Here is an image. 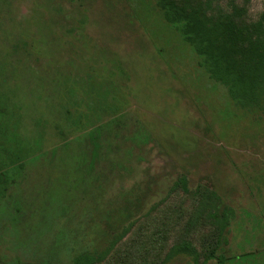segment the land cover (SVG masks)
I'll list each match as a JSON object with an SVG mask.
<instances>
[{
	"label": "rangeland",
	"instance_id": "rangeland-1",
	"mask_svg": "<svg viewBox=\"0 0 264 264\" xmlns=\"http://www.w3.org/2000/svg\"><path fill=\"white\" fill-rule=\"evenodd\" d=\"M158 14L154 0H0V264H217L226 209L217 251L264 264V115ZM182 242L196 262H164Z\"/></svg>",
	"mask_w": 264,
	"mask_h": 264
},
{
	"label": "trees",
	"instance_id": "trees-1",
	"mask_svg": "<svg viewBox=\"0 0 264 264\" xmlns=\"http://www.w3.org/2000/svg\"><path fill=\"white\" fill-rule=\"evenodd\" d=\"M154 1L162 23L191 49L197 66L207 77L224 86L238 107L264 115V10L252 20L245 7L233 5L226 11L214 5V0ZM5 178L0 173V183ZM182 185L185 187L183 181ZM232 216V209L223 210L217 216L216 245L207 256L217 264L240 260L246 255L227 258L217 251V246L225 242L224 231ZM178 255H186L194 262L198 258L197 251L182 242L169 250L164 262ZM81 257L87 255L80 254L75 261Z\"/></svg>",
	"mask_w": 264,
	"mask_h": 264
}]
</instances>
